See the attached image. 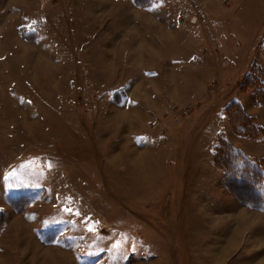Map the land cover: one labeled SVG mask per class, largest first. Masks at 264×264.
<instances>
[{
	"label": "rangeland",
	"instance_id": "1",
	"mask_svg": "<svg viewBox=\"0 0 264 264\" xmlns=\"http://www.w3.org/2000/svg\"><path fill=\"white\" fill-rule=\"evenodd\" d=\"M240 154L264 170V0H0V264H264Z\"/></svg>",
	"mask_w": 264,
	"mask_h": 264
},
{
	"label": "trees",
	"instance_id": "2",
	"mask_svg": "<svg viewBox=\"0 0 264 264\" xmlns=\"http://www.w3.org/2000/svg\"><path fill=\"white\" fill-rule=\"evenodd\" d=\"M231 163L232 161L230 162V167L229 165H224V162L222 165L226 168V171L228 173L226 184L230 188L232 186L237 188L245 187L248 191L252 190L251 192L255 193V191H257L261 187L259 186V183H262V178H264V170L262 169L260 164L253 162L251 158L243 154H240L239 161L234 160L233 163ZM238 194H240L239 191Z\"/></svg>",
	"mask_w": 264,
	"mask_h": 264
},
{
	"label": "crops",
	"instance_id": "3",
	"mask_svg": "<svg viewBox=\"0 0 264 264\" xmlns=\"http://www.w3.org/2000/svg\"><path fill=\"white\" fill-rule=\"evenodd\" d=\"M155 119V118H154ZM152 120V119H151ZM141 143H143V142H141ZM153 143V142H152ZM158 152H156V154H157ZM141 158H142V156H140ZM156 157H157V155H156ZM139 158V157H138ZM139 161L141 162V163H138V161H136L137 162V164H138V169H140V172L142 173V175L144 176V174H148V178H149V183H150V187L149 188H152L153 187V182H155V183H166V185H168L167 183H169L170 184V180L173 178H171V176H170V171H168V169L166 168V165L164 166V165H161L158 169H157V171H156V174H155V177H154V179H153V177H151V173L153 172V166H152V159H146V158H143V159H141L140 160V158H139ZM155 161H157V158L155 159ZM140 173V174H141ZM164 174V175H163ZM182 174L183 173H176L175 174V176H174V178L173 179H175V178H178L179 180H181V182H182V180L183 179H180V178H182L183 176H182ZM139 177V176H138ZM163 177V178H162ZM136 183H137V181H136ZM157 185H159V184H156V186ZM159 187V186H158Z\"/></svg>",
	"mask_w": 264,
	"mask_h": 264
}]
</instances>
